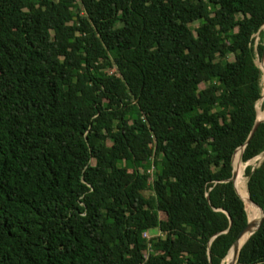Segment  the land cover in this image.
<instances>
[{
	"label": "trees",
	"instance_id": "1",
	"mask_svg": "<svg viewBox=\"0 0 264 264\" xmlns=\"http://www.w3.org/2000/svg\"><path fill=\"white\" fill-rule=\"evenodd\" d=\"M263 28L264 0H0V264L224 263ZM244 176L264 212V159Z\"/></svg>",
	"mask_w": 264,
	"mask_h": 264
},
{
	"label": "bare ground",
	"instance_id": "2",
	"mask_svg": "<svg viewBox=\"0 0 264 264\" xmlns=\"http://www.w3.org/2000/svg\"><path fill=\"white\" fill-rule=\"evenodd\" d=\"M260 68H261V72H262L261 73L262 75L260 78V85H261V101H260L261 104L260 105H262V104H264V59L262 62V67H260ZM257 111H258V109H257ZM257 118L258 119H264V109L263 110L260 109V111L257 113ZM239 156H240V153L236 157V159L234 160V162H233L234 165H238ZM243 179L244 178L242 176V171H241V174L239 176L237 175V178L235 180L236 190H237L238 195L244 200L243 202H245V209H246L248 220L252 223H255L256 218H257V214L259 211L251 203L247 202L248 201V193H247L246 181H245V179L244 180ZM247 237L248 236L245 235V237L238 244L237 249H239L241 247V245L243 244V242L246 240ZM230 252L225 257L226 264H232L235 260V252L231 255H230Z\"/></svg>",
	"mask_w": 264,
	"mask_h": 264
},
{
	"label": "water",
	"instance_id": "3",
	"mask_svg": "<svg viewBox=\"0 0 264 264\" xmlns=\"http://www.w3.org/2000/svg\"><path fill=\"white\" fill-rule=\"evenodd\" d=\"M264 54V50H263V53L262 55ZM260 70V69H259ZM261 122H264V119H258L256 117V122L252 128V131L251 133L249 134V138L247 140V142L253 137V134L256 132L257 130V127L258 125L261 123ZM244 150V146L240 149H238L237 151H240V158H241V154ZM236 151V152H237ZM235 156V154H234ZM233 156V158H234ZM233 158H232V166H233ZM263 159H264V154H263ZM237 174H238V171H236L235 169H233L232 171V176L231 178L229 179V181H231L233 183V186H234V189L236 190V187H235V180L237 178ZM237 192V191H236ZM238 194V193H237ZM240 197V196H239ZM241 198V197H240ZM242 202L244 201L242 198H241ZM249 203H251L254 207H256V209L259 211V213L261 214V217L260 219L258 220V222H255V223H252L248 220V217H247V224L246 226L241 230V232L237 235V238L235 240V242L233 243L232 247L230 248L229 252L230 251H234L235 252V260L232 264H235L236 263V259L238 257V253H239V250L240 248L243 246V244H245V242L248 240V238L250 237V235L254 234L256 232V230L261 226L263 220H264V212L256 205L254 204L253 202H251V200L249 199L248 197V201ZM244 203V209H245V202ZM246 211V209H245ZM247 214V213H246ZM245 235H247L248 237L246 238V240L243 242V244L241 245V247L239 249H237V246L238 244L240 243V241L245 237ZM228 252V253H229ZM228 255V254H227Z\"/></svg>",
	"mask_w": 264,
	"mask_h": 264
},
{
	"label": "rangeland",
	"instance_id": "4",
	"mask_svg": "<svg viewBox=\"0 0 264 264\" xmlns=\"http://www.w3.org/2000/svg\"><path fill=\"white\" fill-rule=\"evenodd\" d=\"M263 30H264V28H263ZM257 42H258V36L256 37L255 44H257ZM263 45H264V40H263ZM263 56H264V54L261 55L260 57L256 56V59H255V63L258 66V68L260 69V72H261V68L260 67H262V62H263V59H264ZM262 105H261V108L260 109L263 110L264 109V104H262ZM238 152L239 151H237L236 153H238ZM236 153H235V155H236ZM262 160H263V154L260 155V156H258V157H256V158H254V159H252V160H250V161H248L247 163H242L241 158L239 156L238 165H234V163H233V167L232 168L235 169L236 171H238V174H237L238 176L241 174V171H242V176L245 179V181L247 182V178L244 176V167L250 166L252 168H256V167L259 166V164H260V162ZM260 217H261V214L258 212L257 218H256V221L255 222H258V220L260 219ZM222 264H226V261H224V263H222Z\"/></svg>",
	"mask_w": 264,
	"mask_h": 264
}]
</instances>
